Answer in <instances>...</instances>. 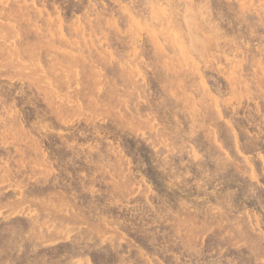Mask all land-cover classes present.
<instances>
[{
    "label": "rangeland",
    "instance_id": "obj_1",
    "mask_svg": "<svg viewBox=\"0 0 264 264\" xmlns=\"http://www.w3.org/2000/svg\"><path fill=\"white\" fill-rule=\"evenodd\" d=\"M32 1L0 0V264H264V0Z\"/></svg>",
    "mask_w": 264,
    "mask_h": 264
},
{
    "label": "bare ground",
    "instance_id": "obj_2",
    "mask_svg": "<svg viewBox=\"0 0 264 264\" xmlns=\"http://www.w3.org/2000/svg\"><path fill=\"white\" fill-rule=\"evenodd\" d=\"M64 1V0H63ZM70 1V0H69ZM74 1V0H73ZM84 1V0H83ZM86 1V0H85ZM88 1V0H87ZM92 1V0H91ZM137 1V0H136ZM181 1V0H180ZM241 1V0H240ZM251 1V0H250ZM32 2H34V0L32 1ZM44 2V1H43ZM48 2H50V1H48ZM53 2H55V1H53ZM75 2V1H74ZM104 2V1H103ZM117 2V1H116ZM122 2V1H121ZM233 2V1H232ZM37 3H38V1H37ZM60 3V2H59ZM87 3V2H86ZM91 3V2H90ZM115 3V2H114ZM217 3L218 2H216V5H217ZM35 4V3H34ZM55 4V3H54ZM73 4V3H72ZM93 4V3H92ZM120 4V3H119ZM123 4V3H122ZM162 4V3H161ZM164 4V3H163ZM77 5V4H76ZM85 5V4H84ZM90 5V4H89ZM105 5V4H104ZM107 5V4H106ZM113 5V4H112ZM124 5L126 6V4L124 3ZM190 5V4H189ZM62 6V5H61ZM95 6V5H94ZM108 6H109V4H108ZM154 6H156V5H154ZM162 6V5H161ZM221 6H223V5H221ZM18 7V6H17ZM37 7V6H36ZM44 7H45V5H44ZM56 7V6H55ZM115 7V6H114ZM127 7V6H126ZM158 7V6H157ZM157 7L155 8V9H157ZM236 7V6H235ZM49 8V7H48ZM85 8V7H84ZM89 8V7H88ZM93 8V7H92ZM99 8V7H98ZM108 8V7H107ZM183 8V7H182ZM2 9V8H1ZM14 9H15V7H14ZM69 9V8H68ZM101 9H102V6H101ZM100 9V10H101ZM103 9H104V7H103ZM116 9V8H115ZM122 9V8H121ZM133 9V8H132ZM166 9V8H165ZM176 9V8H175ZM185 9V8H184ZM29 10V9H28ZM27 10V11H28ZM87 10V9H86ZM127 10V9H126ZM158 10H160V8L158 9ZM161 10H162V8H161ZM177 10V9H176ZM186 10V9H185ZM258 10V9H257ZM48 11V10H47ZM225 11V10H224ZM68 12V11H67ZM111 12V11H110ZM130 12V11H129ZM135 12V11H134ZM69 13V12H68ZM109 13V12H108ZM230 13V12H229ZM239 13V12H238ZM25 14V13H24ZM28 14H30V12L28 13ZM32 14V13H31ZM102 14V13H101ZM133 14V13H132ZM157 14H158V12H157ZM49 15V14H48ZM60 15H61V13H60ZM68 15V14H67ZM93 15V14H92ZM114 15V14H113ZM131 15V14H130ZM152 15V14H151ZM228 15V14H227ZM240 15V14H239ZM238 15V16H239ZM30 16V15H29ZM29 16H28V18H29ZM108 16V15H107ZM225 16V15H224ZM229 16V15H228ZM68 17V16H67ZM70 17V16H69ZM73 17V16H72ZM114 17H116V16H114ZM132 17V16H131ZM158 17V16H157ZM181 17V16H180ZM230 17V16H229ZM236 17V16H235ZM242 17V16H241ZM60 18V17H59ZM63 18V17H62ZM66 18V17H65ZM232 18V17H231ZM244 18V17H243ZM255 18V17H254ZM257 18H258V16H257ZM100 19H102V18H100ZM226 19V18H225ZM234 19V18H233ZM8 20V19H7ZM6 20V21H7ZM51 20H52V16H51ZM224 20V19H223ZM90 21V20H89ZM215 21V20H214ZM213 21V22H214ZM231 21V20H230ZM241 21H242V19H241ZM247 21V20H246ZM250 21V20H249ZM256 21V20H255ZM10 22V21H9ZM61 21H59V23H60ZM99 22V21H98ZM101 23H102V20L100 21ZM13 23H14V21H13ZM100 23V24H101ZM253 23V22H252ZM262 23V22H261ZM40 24V23H39ZM243 24H244V22H243ZM256 24V23H255ZM258 24V23H257ZM49 25V24H48ZM117 25V24H116ZM126 25V24H125ZM171 24L169 23V26H170ZM227 25H228V23H227ZM236 25H240V24H236ZM33 26V25H32ZM119 26V25H118ZM137 26H139V25H137ZM223 26V25H222ZM196 27V26H195ZM235 27V26H234ZM188 28V27H187ZM62 29V28H61ZM130 29V28H129ZM139 29H141V28H139ZM228 29H229V27H228ZM246 29H247V27H246ZM251 29V28H250ZM252 29H254V28H252ZM49 30H51V29H49ZM124 30V29H123ZM171 30V29H170ZM242 30V29H241ZM249 30V29H248ZM125 31V30H124ZM50 32V31H49ZM61 32V31H60ZM62 32L64 33V30H62ZM114 32V31H113ZM235 32V31H234ZM233 32V33H234ZM237 32H238V29H237ZM242 32H244L243 30H242ZM248 32V31H247ZM121 33V32H120ZM230 33V32H229ZM244 33H246V32H244ZM16 34V33H15ZM141 34V33H140ZM236 34V33H235ZM251 34V33H250ZM89 35V34H88ZM120 35V34H119ZM126 35V34H125ZM136 34H134V36H135ZM177 35V34H176ZM237 35V34H236ZM133 36V35H132ZM243 36V35H242ZM249 36H251V35H249ZM253 36H255V35H253ZM13 37V36H12ZM65 37H66V35H65ZM115 37V36H114ZM117 37H118V34H117ZM120 37V36H119ZM123 37V36H122ZM124 37H126V36H124ZM130 37V36H129ZM129 37H127V38H129ZM157 37V36H156ZM181 37V36H180ZM75 38V37H74ZM121 38V37H120ZM135 38V37H134ZM254 38V37H253ZM12 39V38H11ZM136 39H138V38H136ZM127 40V39H126ZM252 40V39H251ZM124 41H125V38H124ZM137 41V40H136ZM149 41V40H148ZM164 41V40H163ZM125 42H128V41H125ZM130 42V41H129ZM176 42V41H175ZM233 42V41H232ZM120 43V42H119ZM140 43V42H139ZM138 43V44H139ZM161 43V42H160ZM177 43V42H176ZM56 44V43H55ZM130 44V43H129ZM132 44H134V43H132ZM136 44V43H135ZM141 44V43H140ZM177 44H179V42L177 43ZM180 44H181V42H180ZM179 44V47L181 46ZM183 44H184V42H183ZM60 45V44H59ZM113 45H114V43H113ZM163 45V44H162ZM95 46V45H94ZM138 46V45H137ZM150 46V45H149ZM148 46V47H149ZM248 46V45H247ZM115 47H116V44H115ZM121 47V46H120ZM120 47H118V48H120ZM127 47V46H126ZM125 47V48H126ZM140 47V46H139ZM144 47H145V45H144ZM184 47V46H183ZM64 48H66V47H64ZM137 48V47H136ZM151 48V47H150ZM155 48V47H154ZM181 48V47H180ZM110 49V48H109ZM108 49V50H109ZM127 49H128V47H127ZM143 49V47L141 48V50ZM149 49V48H148ZM165 49V48H164ZM70 50H72V49H70ZM97 50V49H96ZM126 50V49H125ZM130 50V49H129ZM136 50H138V49H136ZM141 50H140V52H141ZM144 50V49H143ZM143 50H142V52H143ZM121 51V50H120ZM123 51V50H122ZM151 51V50H150ZM159 51V50H158ZM29 52V51H28ZM75 52V51H74ZM149 52V51H148ZM155 52V51H154ZM25 53V52H24ZM101 53V52H100ZM109 53L111 54L112 52H110V50H109ZM147 53V52H146ZM158 53H160V52H158ZM171 53V52H170ZM169 53V54H170ZM133 55H135V54H133ZM141 55V54H140ZM156 55V54H155ZM29 56V55H28ZM95 56V55H94ZM93 56V57H94ZM112 56V55H111ZM147 56H148V53H147ZM152 56V55H151ZM158 56H159V54H158ZM158 56H156V57H158ZM168 56V55H167ZM18 58V57H17ZM24 58V57H23ZM148 58H150V56L148 57ZM152 58V57H151ZM162 58V57H161ZM161 58H160V60H161ZM166 58V57H165ZM251 58L252 57H250L249 58V60H251ZM153 61V60H152ZM151 61V62H152ZM155 61H153V63H154ZM163 62V61H162ZM152 63V64H153ZM248 63V62H247ZM130 64V63H129ZM155 64V63H154ZM51 65V64H50ZM53 65V64H52ZM124 65V64H123ZM49 66V65H48ZM154 66V65H153ZM233 66V65H232ZM264 66V65H263ZM138 67V66H137ZM159 67V66H158ZM249 67V66H248ZM252 67V66H251ZM260 67H262V66H260ZM48 68V67H47ZM78 67H75V69H77ZM139 68V67H138ZM240 68V67H239ZM254 68V67H253ZM27 69V68H26ZM221 70H222V68H221ZM242 70V69H241ZM248 70H250V69H248ZM263 70V69H262ZM120 71V70H119ZM118 71V72H119ZM39 72V71H38ZM50 72V71H49ZM123 72V71H122ZM232 72V71H231ZM118 75V74H117ZM141 75V74H140ZM183 75V74H182ZM246 75H247V73H246ZM176 76V75H175ZM180 76V75H179ZM186 76V75H185ZM240 76V75H239ZM253 76V75H252ZM164 77H165V75H164ZM246 77V76H245ZM119 78V77H118ZM162 78V77H161ZM178 78V77H177ZM227 78V77H226ZM55 79V78H54ZM170 79V78H169ZM179 79V78H178ZM190 79H191V76H190ZM242 79V78H241ZM12 80V79H11ZM176 80V79H175ZM250 80V79H249ZM247 81V80H246ZM11 82V81H10ZM17 82V81H16ZM174 82H176V81H174ZM255 82V81H254ZM14 83V82H13ZM120 83H121V81H120ZM163 83V82H162ZM244 83V82H243ZM252 83V82H251ZM29 84V83H28ZM55 84V83H54ZM154 84V83H153ZM19 85V84H18ZM175 85V84H174ZM255 85H256V83H255ZM15 86V85H14ZM36 86V85H35ZM154 87V86H153ZM157 87V86H156ZM257 87V86H256ZM9 88V87H8ZM19 88V87H18ZM151 88V87H150ZM169 88V87H168ZM30 89V88H29ZM68 89V88H67ZM172 89H173V87H172ZM1 90V89H0ZM16 90V89H15ZM21 90V89H20ZM48 90V89H47ZM153 90V89H152ZM158 90V89H157ZM187 90V89H186ZM263 90V89H262ZM262 90H261V92L260 93H262ZM172 91V90H171ZM24 92V91H23ZM61 92H62V90H61ZM15 93V92H14ZM18 93V92H17ZM50 93H52V92H50ZM112 93V92H111ZM7 94V93H6ZM172 94H173V92H172ZM38 95V94H37ZM153 95V94H152ZM1 96V95H0ZM8 96V95H7ZM11 96V95H10ZM13 96V95H12ZM19 96V95H18ZM22 96V95H21ZM24 96V95H23ZM69 96H70V94H69ZM259 96V95H258ZM30 97V96H29ZM71 97V96H70ZM73 97V96H72ZM71 97V98H72ZM158 97V96H157ZM262 97H264V96H262ZM11 98V97H10ZM75 98V97H74ZM73 98V99H74ZM85 98V97H84ZM5 99V98H4ZM55 99V98H54ZM60 99V98H59ZM79 99V98H78ZM41 100V99H40ZM157 100V99H156ZM155 100V101H156ZM264 100V99H263ZM32 101V100H31ZM50 101V100H49ZM175 101V100H174ZM85 102H86V100H85ZM159 102V101H158ZM15 103V102H14ZM49 103V102H48ZM47 104V103H46ZM56 104V103H55ZM111 104V103H110ZM43 105H45V103L43 104ZM106 105V104H105ZM118 105H119V103H118ZM71 106H72V104H71ZM42 108V107H41ZM45 108V107H44ZM54 108V107H53ZM72 108V107H71ZM70 108V109H71ZM256 108V107H255ZM73 109V108H72ZM58 110H60V109H58ZM10 111H11V109H10ZM25 111V110H24ZM53 111V110H52ZM74 111V110H73ZM77 111V110H76ZM123 111V110H122ZM61 112V111H60ZM194 112H196V111H194ZM50 113V112H49ZM69 113V112H68ZM26 114H27V112H26ZM45 114V113H44ZM57 114H59V112L57 113ZM66 114V113H65ZM31 115V114H30ZM33 115V114H32ZM47 115V114H46ZM64 115V114H63ZM49 117V116H48ZM68 117V116H67ZM41 118V117H40ZM46 118V117H45ZM53 118V117H52ZM264 118V117H263ZM262 118V119H263ZM42 119V118H41ZM155 119V118H154ZM88 120V119H87ZM176 121V120H175ZM104 122V121H103ZM190 122V121H189ZM21 123H22V121H21ZM10 124V123H9ZM50 124H51V122H50ZM95 124V123H94ZM110 124V123H109ZM108 124V125H109ZM194 124V123H193ZM98 125V124H97ZM174 125H176V124H174ZM28 126V125H27ZM55 126V125H54ZM61 126V125H60ZM92 127H93V124L91 125ZM95 126V125H94ZM194 126V125H193ZM206 126V125H205ZM30 127V126H29ZM86 127V126H85ZM88 127V126H87ZM100 127V126H99ZM264 127V126H263ZM56 128V127H55ZM84 128V127H83ZM102 128V127H101ZM108 128V127H107ZM2 129V128H1ZM64 129V128H63ZM69 129H71V128H69ZM116 129V128H115ZM56 130V129H55ZM54 130V131H55ZM89 130L90 129H88V132H89ZM95 130V129H94ZM93 130V131H94ZM138 130V129H137ZM29 131V130H28ZM57 131H60V130H57ZM87 131V130H86ZM91 131V130H90ZM98 131V130H97ZM100 131V130H99ZM141 131H142V129H141ZM74 132V131H73ZM62 133V132H61ZM82 133V132H81ZM93 133V132H92ZM77 134V133H76ZM45 135V134H44ZM58 135V134H57ZM62 135V134H61ZM78 135V134H77ZM80 136V135H79ZM106 136V135H105ZM119 137V136H118ZM63 139H64V137H63ZM86 139V138H85ZM92 139V138H91ZM90 139V140H91ZM94 139V138H93ZM76 140V139H75ZM141 140V139H140ZM51 141H52V139H51ZM74 141V140H73ZM72 141V142H73ZM86 141V140H85ZM96 141V140H95ZM101 141V140H100ZM112 141V140H111ZM94 142V141H93ZM92 142V143H93ZM160 142V141H159ZM65 143V142H64ZM86 143V142H85ZM73 144V143H72ZM98 144V143H97ZM108 144V143H107ZM110 144V143H109ZM152 144V143H151ZM56 145V144H55ZM82 145V144H81ZM114 145V144H113ZM15 146V145H14ZM49 146V145H48ZM52 146V145H51ZM57 146V145H56ZM62 146V145H61ZM78 146V145H77ZM115 146V145H114ZM52 147H55V146H52ZM66 147H67V145H66ZM74 147V146H73ZM108 147V146H107ZM113 147V146H112ZM156 147V146H155ZM87 148V147H86ZM90 148V147H89ZM104 148H106V147H104ZM100 149V148H99ZM45 150V149H44ZM59 150V149H58ZM83 150V149H82ZM102 150V149H101ZM107 150V149H106ZM70 151V150H69ZM73 151V150H72ZM112 151V150H111ZM61 152V151H60ZM59 152V153H60ZM46 153V152H45ZM70 153V152H69ZM73 153V152H72ZM84 153V152H83ZM95 153V152H94ZM107 153V152H106ZM110 153V152H109ZM114 153V152H113ZM81 154V153H80ZM95 155V154H94ZM125 155V154H124ZM217 155V154H216ZM29 156V155H28ZM161 156V155H160ZM199 156V155H198ZM201 156V155H200ZM19 157V156H18ZM54 157V156H53ZM52 157V158H53ZM59 157H61V156H59ZM65 157V156H64ZM72 157V156H71ZM81 157H83V156H81ZM94 157H96V156H94ZM102 157V156H101ZM108 157V156H107ZM27 158V157H26ZM49 158V157H48ZM56 158V157H55ZM93 158V157H92ZM196 158V157H195ZM94 159V158H93ZM194 159V158H193ZM50 160V159H49ZM69 160V159H68ZM45 161V160H44ZM51 161V160H50ZM77 161V160H76ZM90 161V160H89ZM64 162V161H63ZM78 162V161H77ZM98 162V161H97ZM105 162V161H104ZM80 163V162H79ZM82 163V162H81ZM86 163V162H85ZM99 163V162H98ZM18 164V163H17ZM56 164V163H55ZM58 164V163H57ZM65 164V163H64ZM83 164V163H82ZM88 164V163H87ZM90 164V163H89ZM105 164H106V162H105ZM112 164V163H111ZM13 165V164H12ZM74 165V164H73ZM113 165V164H112ZM224 165V164H223ZM18 166H20V165H18ZM41 166V165H40ZM60 166H63V165H60ZM93 166V165H92ZM225 166V165H224ZM65 167H66V165H65ZM80 167V166H79ZM105 167V166H104ZM107 167V166H106ZM105 167V168H106ZM17 168V167H16ZM56 168H57V166H56ZM72 168V167H71ZM111 168V167H110ZM128 168V167H127ZM157 168V167H156ZM231 168V167H230ZM64 169V168H63ZM84 169V168H83ZM96 169V168H95ZM100 169H101V167H100ZM78 170V169H77ZM89 170V169H88ZM222 170H224V169H222ZM68 171V170H67ZM70 171V170H69ZM76 171V170H75ZM113 171V170H112ZM24 172V171H23ZM22 172V173H23ZM56 172V171H55ZM80 172H82L81 171V169H80ZM28 173V172H27ZM85 173V172H84ZM90 173V172H89ZM245 173V172H244ZM218 174V173H217ZM216 174V175H217ZM72 175V174H71ZM112 175V174H111ZM129 175V174H128ZM63 176V175H62ZM69 176V175H68ZM76 176V175H75ZM209 176H211V175H209ZM8 177V176H7ZM20 177V176H19ZM114 177V176H113ZM179 177V176H178ZM32 178V177H31ZM47 178H49V177H47ZM63 178V177H62ZM86 178V177H85ZM108 178V177H107ZM36 179V178H35ZM57 179V178H56ZM64 179V178H63ZM101 179V178H100ZM99 179V180H100ZM106 179V178H105ZM45 180V179H44ZM53 180V179H52ZM65 180V179H64ZM86 180H87V178H86ZM94 180V179H93ZM103 180V179H102ZM42 181V180H41ZM47 181V180H46ZM76 181V180H75ZM95 181V180H94ZM128 181V180H127ZM4 182V181H3ZM77 182V181H76ZM78 182H80V181H78ZM132 182V181H131ZM97 183V182H96ZM127 182L125 181V183L124 184H126ZM37 184V183H36ZM76 184V183H75ZM128 184H129V182H128ZM138 184V183H137ZM140 184V183H139ZM42 185V184H41ZM45 185V184H44ZM96 185V184H95ZM37 186V185H36ZM90 186H92V185H90ZM100 186V185H99ZM38 187V186H37ZM69 187V186H68ZM85 187V186H84ZM138 187V186H137ZM35 188V187H34ZM54 188V187H53ZM94 189H95V192H96V188L95 187H93ZM93 188H91V189H93ZM139 188V187H138ZM37 189V188H36ZM39 189V188H38ZM69 189V188H68ZM71 189V188H70ZM84 189V188H83ZM104 189V188H103ZM47 190V189H46ZM49 190H51V189H49ZM62 190V189H61ZM67 190V189H66ZM85 190H87L86 188H85ZM112 190H113V188H112ZM29 191H30V189H29ZM40 191V190H39ZM71 191V190H70ZM93 191V190H92ZM107 191V190H106ZM43 192V191H42ZM72 192V191H71ZM76 192V191H75ZM119 192V191H118ZM152 192H153V189H152ZM24 193V192H23ZM30 193V192H29ZM69 193V192H68ZM120 193V192H119ZM36 194V193H35ZM44 194V193H43ZM74 194H76V193H74ZM73 194V195H74ZM96 194V193H95ZM100 194V193H99ZM78 195V194H77ZM94 196V195H93ZM101 196V195H100ZM135 196V195H134ZM147 196V195H146ZM150 196V195H149ZM73 197V196H72ZM112 197V196H111ZM159 197V196H158ZM136 198V197H135ZM140 198H142V197H140ZM75 199H76V197H75ZM115 199V198H114ZM138 199H139V197H138ZM137 199V200H138ZM143 199V198H142ZM147 199V198H146ZM72 200H74V199H72ZM78 200H80V199H78ZM100 200V199H99ZM129 200V199H128ZM127 200V201H128ZM144 200V199H143ZM15 201V200H14ZM133 201H135V200H133ZM158 201V200H157ZM8 202V201H7ZM74 202V201H73ZM116 202V201H115ZM123 202V201H122ZM125 202V201H124ZM150 202V201H149ZM162 202V201H161ZM10 203V202H9ZM16 203V202H15ZM82 203V202H81ZM97 203V202H96ZM138 203V202H137ZM145 203V202H144ZM158 203V202H157ZM114 204V203H113ZM128 204V203H127ZM130 204V203H129ZM132 204V203H131ZM133 204H134V202H133ZM161 204V203H160ZM162 204H164V202L162 203ZM161 204V205H162ZM220 204H221V202H220ZM3 205H5V203L3 204ZM108 205H110L109 203H108ZM212 205H214V204H212ZM106 206V205H105ZM124 206V205H123ZM215 206H216V204H215ZM108 207V206H107ZM157 207L158 206H156V209H157ZM162 207V206H161ZM220 207V206H219ZM226 207H227V205H226ZM225 207V208H226ZM153 208V207H152ZM154 208H155V206H154ZM189 208H191V207H189ZM83 209V211H84V208H82ZM101 209V208H100ZM109 209V208H108ZM150 209V208H149ZM163 209V208H162ZM164 209H166V208H164ZM226 209H228V208H226ZM160 210V209H159ZM168 210H170V209H168ZM99 211H101V210H99ZM121 211V210H120ZM154 211V210H153ZM157 211V210H156ZM113 213H114V211H112ZM162 212V211H161ZM190 212V211H189ZM156 213V212H155ZM154 213V214H155ZM163 213V212H162ZM194 213V212H193ZM239 213V212H238ZM121 214V213H120ZM152 214V213H151ZM165 214V213H164ZM185 214V213H184ZM99 215V214H98ZM163 215V214H162ZM161 215V216H162ZM167 215V214H166ZM8 217V216H7ZM82 217V216H81ZM98 217V216H97ZM100 217V216H99ZM173 217H175V216H173ZM25 218V217H24ZM47 218V217H46ZM85 218V217H84ZM93 218V217H92ZM157 218V217H156ZM159 218V217H158ZM165 218V217H164ZM229 218V217H228ZM237 218V217H236ZM11 219V218H10ZM94 219V218H93ZM99 219V218H98ZM107 219H109V218H107ZM140 219V218H139ZM152 219V218H151ZM172 219V218H171ZM203 219V218H202ZM224 219V218H223ZM111 220V219H110ZM123 220V219H122ZM147 220V219H146ZM145 220V221H146ZM155 220V219H154ZM162 220V219H161ZM168 220V219H167ZM177 220V219H176ZM232 220V219H231ZM236 220V219H235ZM14 221V220H13ZM25 221V220H24ZM92 221H94V220H92ZM151 221V220H150ZM153 221V220H152ZM180 221V220H179ZM26 222V221H25ZM47 222V221H46ZM66 222V221H65ZM111 222V221H110ZM119 222V221H118ZM124 222V221H123ZM166 222V221H165ZM173 222V221H172ZM116 223V222H115ZM154 223H156V220H155V222ZM158 223V222H157ZM162 223V222H161ZM177 223V222H176ZM205 223V222H204ZM230 223V222H229ZM232 223V222H231ZM8 224V223H7ZM7 224H4V225H7ZM125 224V223H124ZM145 224V223H144ZM147 224V223H146ZM152 224V223H151ZM166 224V223H165ZM174 224V223H173ZM234 224V223H233ZM155 225V224H154ZM158 225V224H157ZM160 225V224H159ZM164 225V224H163ZM205 225H206V223H205ZM40 226V225H39ZM162 226V225H161ZM27 227V226H26ZM228 227V226H227ZM226 227V228H227ZM118 228V227H117ZM149 228V227H148ZM179 228V227H178ZM229 228V227H228ZM167 229V228H166ZM185 229H186V227H185ZM184 229V230H185ZM192 229V228H191ZM231 229V228H230ZM27 230V229H26ZM152 230V229H151ZM175 230V229H174ZM177 230V229H176ZM189 230V229H188ZM258 230V229H257ZM25 231V230H24ZM23 231V232H24ZM78 231V230H77ZM169 231V230H168ZM198 231V230H197ZM81 232V231H80ZM86 232V231H85ZM190 232V231H189ZM264 232V231H263ZM29 233V232H28ZM79 233V232H78ZM126 233H127V230H126ZM88 234V233H87ZM91 234V233H90ZM128 234V233H127ZM174 234V233H173ZM176 234V233H175ZM73 235H75V234H73ZM149 235V234H148ZM79 237V236H78ZM93 237H95V236H93ZM159 237V236H158ZM18 238H20V237H18ZM24 238V237H23ZM89 238V237H88ZM249 238V237H248ZM78 239V238H77ZM95 239V238H94ZM20 240V239H19ZM75 240H76V238H75ZM257 240V239H256ZM78 241V240H77ZM85 241V240H84ZM90 241V240H89ZM94 241V240H93ZM105 241V240H104ZM259 241H260V239H259ZM21 242V241H20ZM82 242V241H81ZM255 242V241H254ZM63 243V242H62ZM123 243V242H122ZM31 244V243H30ZM97 244H98V242H97ZM113 244V243H112ZM257 244V243H256ZM78 245V244H77ZM140 245V244H139ZM143 245V244H142ZM258 245V244H257ZM256 245V246H257ZM99 246V245H98ZM104 246V245H103ZM166 246H167V244H166ZM253 246H255V245H253ZM7 247V246H6ZM19 247V246H18ZM70 247H71V245H70ZM74 247V246H73ZM121 247V246H120ZM26 248V247H25ZM51 248V247H50ZM57 248V247H56ZM161 248V247H160ZM256 248V247H255ZM27 249H29V248H27ZM33 249V248H32ZM34 249H36V248H34ZM50 250V249H49ZM68 250V249H67ZM119 250H120V248H119ZM133 250V249H132ZM257 250V249H256ZM263 250V249H262ZM71 251V250H70ZM78 251V250H77ZM90 251V250H89ZM29 252H30V250H29ZM136 252V251H135ZM167 252V251H166ZM262 252V251H261ZM32 253V252H31ZM120 253V252H119ZM172 253H174V252H172ZM76 254V253H75ZM57 255V254H56ZM70 255H72V254H70ZM122 255V254H121ZM175 255V254H174ZM182 255V254H181ZM257 255V254H256ZM32 256V255H31ZM51 256V255H50ZM53 256H55V255H53ZM66 256H68V255H66ZM74 256V255H73ZM82 256V255H81ZM24 257V256H23ZM42 257V256H41ZM49 257V256H48ZM62 257V256H61ZM60 257V258H61ZM51 258V257H50ZM89 258V257H88ZM122 258V257H121ZM30 259H32V257L30 258ZM56 259V258H55ZM68 259V258H67ZM111 259V258H110ZM119 259V258H118ZM32 261H34V260H32ZM51 261H53V260H51ZM63 262H64V260H62ZM80 261V260H79ZM107 261V260H106ZM139 261V260H138ZM137 261V262H138ZM24 262V261H23ZM41 262V261H40ZM39 262V263H40ZM134 262V261H133ZM38 263V264H39ZM43 263V262H42ZM120 263H123V262H120ZM58 264V263H57ZM107 264V263H106ZM130 264V263H129Z\"/></svg>",
    "mask_w": 264,
    "mask_h": 264
}]
</instances>
